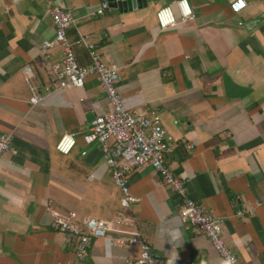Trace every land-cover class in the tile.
<instances>
[{
  "label": "crops",
  "instance_id": "obj_1",
  "mask_svg": "<svg viewBox=\"0 0 264 264\" xmlns=\"http://www.w3.org/2000/svg\"><path fill=\"white\" fill-rule=\"evenodd\" d=\"M103 0H60L74 25L67 37L80 64L92 43L117 66L119 90L131 110H158L170 150L166 164L186 180L190 196L223 219V238L237 264H264V0H188L194 16L183 21L178 0H148L131 10H97ZM170 5L177 24L161 29L156 12ZM47 0H0V134L12 149L0 158V264H75L74 242L49 226V208L75 211L79 220L108 219L121 210L98 142L87 143L95 116L108 112L106 93L90 76L85 86L55 90L41 47L55 39ZM62 46L51 49L60 60ZM31 85L51 87L37 104ZM64 133L76 144L56 149ZM192 143L194 147L188 148ZM83 152H86L83 154ZM139 198L132 213L144 239L166 260L225 264L202 233L178 214L179 195L150 165L129 176ZM249 212L236 215L240 207ZM139 248L92 242L83 264H125Z\"/></svg>",
  "mask_w": 264,
  "mask_h": 264
},
{
  "label": "built area",
  "instance_id": "obj_2",
  "mask_svg": "<svg viewBox=\"0 0 264 264\" xmlns=\"http://www.w3.org/2000/svg\"><path fill=\"white\" fill-rule=\"evenodd\" d=\"M50 13L55 24V39L46 41L41 47L43 65L52 75L56 88L62 90L70 86L82 88L86 79L95 77L106 93L109 110L95 116L90 132L84 136L87 143L98 142L104 154L107 166L111 172L112 182L121 191V210L108 219L87 217L79 220L77 212H61L49 208L52 230L64 235L74 242L75 264H83L88 258L92 242L96 238H104L111 247L139 248L138 256L127 258L125 264H188L185 260H166L154 252L152 246L144 239L138 225V220L132 213L133 205L139 201L129 186V176L137 168L150 165L160 176L163 183L169 186L173 193L179 195L178 214L181 221L195 232L208 237L215 250L223 258L225 264H237V258L223 238V219L213 210L193 199L188 191L186 180L166 164L165 155L170 150L167 132L158 110H131L127 107L118 86L120 75L114 63H106L94 44H86L91 60L82 65L77 60L72 44L67 37V31L75 20L71 12L62 7L60 0H47ZM183 21L193 18V9L188 0L177 1ZM246 0H233L231 7L240 11L246 7ZM110 8L109 1L103 0L97 10L105 13ZM161 29L177 24V17L170 5L161 7L156 12ZM55 44L62 46V57L54 60L51 49ZM25 80L30 86L32 96L30 102H42L52 89L44 87V94L38 92L37 85L30 82L36 79L32 68L27 65L23 69ZM12 132L0 134V158L12 149ZM76 144L74 134L64 133L56 144V149L62 154H69ZM189 149L194 145L189 143ZM86 152H83L85 154ZM249 212L246 207H240L236 215L243 216Z\"/></svg>",
  "mask_w": 264,
  "mask_h": 264
},
{
  "label": "water",
  "instance_id": "obj_3",
  "mask_svg": "<svg viewBox=\"0 0 264 264\" xmlns=\"http://www.w3.org/2000/svg\"><path fill=\"white\" fill-rule=\"evenodd\" d=\"M111 7L119 8L120 10H131L133 8H141L147 5L148 0H108Z\"/></svg>",
  "mask_w": 264,
  "mask_h": 264
}]
</instances>
